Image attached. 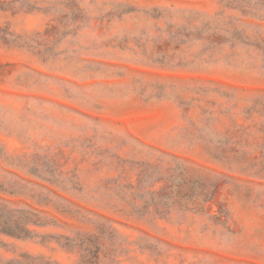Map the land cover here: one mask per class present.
I'll list each match as a JSON object with an SVG mask.
<instances>
[{
	"label": "rangeland",
	"instance_id": "1",
	"mask_svg": "<svg viewBox=\"0 0 264 264\" xmlns=\"http://www.w3.org/2000/svg\"><path fill=\"white\" fill-rule=\"evenodd\" d=\"M0 264H264V0H0Z\"/></svg>",
	"mask_w": 264,
	"mask_h": 264
}]
</instances>
